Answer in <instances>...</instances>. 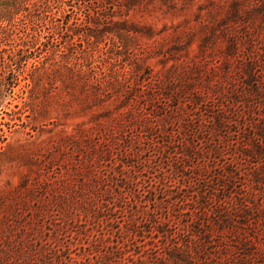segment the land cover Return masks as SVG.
I'll return each mask as SVG.
<instances>
[{
	"label": "rangeland",
	"instance_id": "obj_1",
	"mask_svg": "<svg viewBox=\"0 0 264 264\" xmlns=\"http://www.w3.org/2000/svg\"><path fill=\"white\" fill-rule=\"evenodd\" d=\"M39 2L30 0L29 5L32 8ZM110 2L114 4L100 14L102 19L90 24L85 11L87 20L70 27L76 44L57 36L55 45L63 46L64 51L57 57L50 55L44 103L38 114H23L12 131H7L9 143L0 157V264H49L48 247L58 254L53 264L70 257L86 259L84 250L90 247L86 239L84 246L80 243L81 226L64 224V205L78 190H119L134 205V194L149 201L148 187H163L160 179L166 175L172 188L190 194V201L214 190L221 196L224 190L215 175L227 166L233 153L225 151L219 156L212 149L227 139L236 144L235 131L256 130L247 126L249 103L240 92L251 90L252 75L255 79L264 76V0ZM77 34L84 36L79 40ZM77 52L81 73L65 67ZM96 75L103 77L102 84ZM17 100L15 89L6 88L0 101V121H9L5 112ZM219 105L224 106L228 120L220 135L213 120ZM262 121L261 108L253 114V122ZM132 131L141 134L133 142L129 141ZM94 135L110 142L111 153H104L103 160L111 155L115 158L93 172L86 166L66 171L64 163L73 153L71 141ZM189 147L198 153L191 155ZM88 156L97 165L102 159L96 153ZM179 161L188 162L190 172L193 169L200 175L194 181L202 180L200 168L211 164L209 184L205 188L186 184L189 180L175 172ZM54 167L61 170L51 175L48 170ZM118 170L126 175L138 171V182L91 181L94 173L107 178ZM115 199L109 197L108 203L114 204ZM148 206L154 208L151 201ZM193 206L198 216L203 206L208 207L198 202ZM162 214L166 216L168 211ZM115 216L122 220L120 212ZM199 222L204 224V220ZM171 224L174 229L185 223ZM144 232L141 239L151 243L150 233ZM113 238L120 240L119 234ZM125 246L138 248L132 242Z\"/></svg>",
	"mask_w": 264,
	"mask_h": 264
},
{
	"label": "trees",
	"instance_id": "obj_2",
	"mask_svg": "<svg viewBox=\"0 0 264 264\" xmlns=\"http://www.w3.org/2000/svg\"><path fill=\"white\" fill-rule=\"evenodd\" d=\"M29 3L30 0H0V101L6 88L15 89L18 99L15 107L5 112L9 121H0V157L9 143L7 131H12L15 121L22 120L21 116L25 113L27 117L38 114L39 107L44 103L48 70L52 66L50 55L53 53L57 57L64 51L63 46L55 45L57 36L76 44V36L70 34V27L81 26L86 17L90 24L95 23V20L102 19L100 14L111 8V3L114 4L110 0H97V6L93 0H40L31 8ZM85 11L87 15L84 18ZM77 36L81 40L84 35ZM79 59L80 53H74L65 67L77 73L83 72ZM251 77L255 81L251 90L240 92V97L249 103L247 126H254L256 130L247 131L245 127L235 131L238 135L236 144L227 139L223 145L212 149L219 156L225 151L233 153L227 166L215 175L224 194L217 197L214 190L202 199L190 201V194L172 188L169 184L172 180L166 175L160 179L163 187H148L149 201H142L138 194H134V205H129L124 193L119 190L96 189L93 193L78 190L73 200L64 205L67 215L64 224L80 225V243L84 246L85 241H89L90 249L84 247L86 259L70 257L58 261V264L77 261L78 264L82 261L84 264H264V122H253V114L264 109V76L259 79H255L254 75ZM95 78L98 84H102L103 77L96 75ZM213 120L220 135V130L228 123L224 106H217ZM130 133L131 142L141 136L133 134V131ZM71 144L73 153L64 163L66 171L86 166L93 172L115 158L111 155L103 160L104 153H111L108 151L110 142L97 135L84 136L81 141L73 140ZM187 149L191 155L198 153L194 147ZM91 153L101 155L98 165L89 158ZM178 164L175 172L189 180L186 184H203L204 188L209 184L211 164L203 165L207 168L205 170L203 166L200 168L203 178L198 181L193 179L200 175L193 169L190 172L188 162L179 161ZM59 170L61 168L54 167L48 171L55 175ZM134 171L136 175H126L124 170H118L107 178L94 173L91 181L107 184L114 179L116 184L133 185L138 182L139 175L138 171ZM157 183L150 181V184ZM113 196L116 199L110 205L108 198ZM150 201L154 206L152 209L148 206ZM193 202L206 204L209 208L203 206L198 216L194 214ZM164 211H168V215H163ZM119 212L122 220L115 216ZM210 215L214 216L215 223L210 222ZM203 220L204 224L199 222ZM177 221L185 223L184 226L172 229L175 223H171ZM196 222L195 231L193 226ZM216 224L218 227H214ZM144 231L150 233L151 243L141 239ZM114 234H119L120 240H114ZM129 242L138 244V248L128 250L125 244ZM53 258L57 259L58 254L48 247L49 264H53Z\"/></svg>",
	"mask_w": 264,
	"mask_h": 264
}]
</instances>
